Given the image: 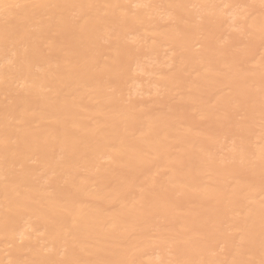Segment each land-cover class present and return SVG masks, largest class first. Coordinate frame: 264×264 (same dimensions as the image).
<instances>
[{
	"label": "bare ground",
	"instance_id": "bare-ground-1",
	"mask_svg": "<svg viewBox=\"0 0 264 264\" xmlns=\"http://www.w3.org/2000/svg\"><path fill=\"white\" fill-rule=\"evenodd\" d=\"M0 264H264V0H0Z\"/></svg>",
	"mask_w": 264,
	"mask_h": 264
}]
</instances>
